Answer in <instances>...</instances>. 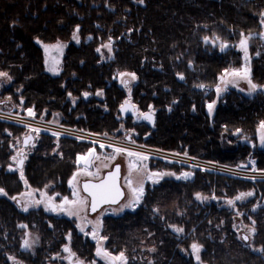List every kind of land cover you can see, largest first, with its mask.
<instances>
[{
  "label": "trees",
  "instance_id": "obj_1",
  "mask_svg": "<svg viewBox=\"0 0 264 264\" xmlns=\"http://www.w3.org/2000/svg\"><path fill=\"white\" fill-rule=\"evenodd\" d=\"M262 11L264 0H0V72L11 77L0 81V102L11 101L23 113L32 109L39 119L56 116L63 124L107 136L121 137L128 129L144 145L263 170L264 143L255 140L264 120V89L247 95L230 88L217 98L212 114L207 110L224 70L240 62L235 45L241 33L261 31ZM77 26L79 42L73 39ZM109 38L113 55L101 61L96 49ZM57 41L66 47L59 72L52 74L38 42ZM221 42L229 45L224 51ZM250 53L251 76L264 85V48L258 40ZM118 72L135 74L129 102L140 112L152 106L151 126L131 115L120 117L126 92ZM24 130L0 120V188L7 193L0 196V264H12L8 253L25 264H45L66 243L80 259L94 260V242L77 232L72 218L41 207L24 211L10 199L27 187L19 171L8 169L13 140ZM89 146L39 134L24 160V181L68 195L77 156ZM149 165L182 169L156 160ZM190 173L188 179L165 178L147 187L135 210L105 216L108 251L123 252L128 264H195L184 252L195 242L206 264H264V179ZM247 192L253 195L235 199ZM197 193L207 199L198 201ZM162 203L168 204L165 210L155 213ZM238 217L255 221L249 243L238 234ZM20 224L40 233L43 245L36 252L19 247Z\"/></svg>",
  "mask_w": 264,
  "mask_h": 264
},
{
  "label": "rangeland",
  "instance_id": "obj_2",
  "mask_svg": "<svg viewBox=\"0 0 264 264\" xmlns=\"http://www.w3.org/2000/svg\"><path fill=\"white\" fill-rule=\"evenodd\" d=\"M260 21H261V16H260ZM261 32H264V25H261V31L260 32L251 33V38L249 39V42H248V54H249L248 64H249L250 69H251L250 44L252 43L253 40H258L259 44H261L262 48H264V39H262L259 35V33H261ZM247 35H250V34H247ZM214 42H216V41H214ZM38 43L42 47V50L44 51V55H45L44 56V59H45L44 62H45V67H46L47 71L52 73V74L58 73L60 70V67H61L62 55H63L64 49L66 47V43L62 42V41H57L55 43H49V44L48 43H41V42H38ZM108 43L109 42H105L103 45L108 44ZM57 45H61L62 47H57ZM45 46H49V47L46 49ZM99 48L101 49V51L98 52L101 61H106L112 57V55H113L112 43H111V52L109 51V49L107 47H102V45ZM235 48L240 54V62L237 66L229 67L227 69H240V68H243L245 65L244 52L239 47V42L236 43ZM50 68L53 70L50 71L49 70ZM121 73L127 74L128 72H118L115 77L118 80V84L122 88H124V90L126 92V100L125 101L129 102L130 101L129 100L130 91H131L133 84L136 82V79L132 80L131 76H129V75L121 76L120 75ZM223 74H224V72H223ZM221 76L219 78L217 85H219L221 88H223L224 91L217 93V91H216L217 85L215 86L216 99H215L214 107L216 105L217 98L219 96H221L223 93H225L230 88H235V89H237V90H239L242 93L247 94V95H253L258 91L257 90L256 92L249 94V91H248L249 84L247 83V81L245 79L227 76V77H225V79L232 81V83L225 84L221 80ZM251 79H252L253 83L260 85L252 78V76H251ZM0 81L6 82L7 78L4 76H0ZM122 81H127L128 82L127 86H125V84L122 83ZM259 90H261V89H259ZM13 106L14 105L12 104L11 101L0 102V112L6 113V114L8 113V114H13V115H18V116H21L24 118L31 119V121H24L23 120V122H21V121L15 120L13 118H10L8 116H0V120L14 124L16 126H22L25 129L21 136H17L16 138H14L12 146H11V152L12 153H11V156L9 159V165L12 166L13 170H17L20 172V169L17 167V163L15 161H13L11 159V157L16 156L18 154V152H20L22 150L23 154H24V160H25L27 155L30 153V151L34 147L35 142H36L37 138L39 137V134H41V133H46V134H51V135H53V133H59L58 136H56V135H53V136H56V138L66 136V137H70L72 139H75L77 141H83V142L89 143L90 144L89 148L86 149V152L80 154L81 156L86 155L90 148L94 149V156L92 157L89 166L88 165L85 166L84 161L77 162L78 165H77V168L74 172V173H77V175H76L74 180H73V175L70 178V180H72L71 185L68 182V186L70 188V193L68 195H62L59 192H52L50 190V187H48V186L40 188V189L30 187L27 185V183H25V181L23 179L24 185L27 187H24L22 192L12 196V197H16L15 200L10 198L12 201L18 203L21 210H23L25 207H27L28 210L31 208H39V207L46 210V205H51V204L60 205L63 203V200L65 197H67L69 200H73L74 199V196H73V190L74 189L78 191L81 198H86V203L82 206L65 205V211H62V212L61 211H52V210H46V211L50 212V213L52 212L55 216L63 215V216H66L68 218H72L74 220L77 232L81 233L83 235V237H87L94 242V244H95L94 258L95 259L92 261L80 259L79 256L77 255V253H75L70 248L69 244L66 243V244H63L61 246V248L59 249V252L54 253L51 256L46 257L45 264H69V261H72V262L81 261V262H83V264H107L106 260L102 256L96 255V250H97L98 245L101 248L105 249L107 252L111 253L112 256H117V255H119V253H112V252L108 251V249L105 247V240L106 239H103V240L100 239V237H105L102 233V230L104 227V217L105 216H108V215L118 216V215H121L127 211L135 210L142 203L146 188L153 186V185H156V184H159L165 178L177 179V177L180 176L181 173L189 172V171L191 172V170H201V171H205V172H211V171L199 169L197 167L189 166V165L184 164V163H179V161H175L170 157H163V156L154 155L150 150H148V148H153V147L159 148V147L144 145V144H141V143L133 140L132 130H128V129L125 130V133H123L121 135V137L102 135V134L86 131V130L81 129V128H77V127H73L70 125L63 124L60 122L59 118L56 116L52 120H45V119L43 120V119H39V118L37 119L36 117H33V115L29 116L28 112L24 113V115H23V112H21L19 109H15ZM214 107H213L212 113L214 111ZM207 110H208V108H207ZM139 113H141V112L139 111ZM120 117H121V115H120ZM262 121H264V120H262ZM37 128L41 129V131L38 133L31 131V129H37ZM62 128H70V129H74L76 131H79V130L85 131L86 132V138H83V136L81 134H78L76 132L75 133L70 132L71 134L67 135L66 133H64V130ZM30 133L33 135V140H31L30 143H28L26 146H24L22 144L23 138H24V136H26ZM127 135L130 136V139H126ZM262 135H264V129H261L259 126L257 129V133H256V140H255L256 145L261 146L264 143L261 141ZM240 141L241 142H247L251 145L254 144V142L249 140V139H241ZM101 144L105 145V147L101 148L100 147ZM109 145H112L113 147H109ZM114 147H122V148L127 149L128 151L141 152L144 155H147L148 159L146 161H143V164L146 165V169L141 168V170H139V171L133 169L130 172L128 165L130 162L135 161V157H129V156H127L126 153L125 154H115L114 153ZM159 149L171 151L174 153L185 154L183 152H178V151H174V150H170V149H163V148H159ZM113 155H115V159H111V157ZM187 155L190 157L204 159V158L197 157V156L190 155V154H187ZM95 157H99V159H96ZM151 160L161 161V162H164L168 165L180 166V167H182V169H180L179 172H175V171L169 170V169L151 168L149 165ZM206 160H210V159H206ZM211 161H214V163H216L218 165L225 164V163H222V162H219L216 160H211ZM115 163L120 164V184L124 190V196L118 203L103 205L97 211L90 213L89 209H88L89 198L87 195L85 196V194L81 190V187H80L81 181L80 180L85 178V177H86V179H98L103 175V173L105 171L110 169L112 167V165ZM105 164L107 165V167H104ZM9 165H8V169H9ZM225 165H228L231 168H237V169L245 168V170L243 171L244 174H240V175H234L233 174V175H227V176L238 177V178H242V179H251V180L264 179V169L263 170L262 169H256L253 167L248 168V167H246V165L241 166V164L240 165L225 164ZM97 170H99V171L97 172ZM86 172H92V173H97V174L89 176V175L84 174ZM147 173H175V175L163 176L162 178L153 177L152 179H148ZM212 173H214V172H212ZM216 173H220V172H216ZM243 175H245V176H243ZM125 177H130V179L132 180V183H133V187H139V185L141 183H143V186H144V194L141 197L140 202L134 208L133 207H125L126 205L129 204L130 201L133 200V193H132L131 189L128 187L127 182L125 180ZM155 179H158V182L153 183V180H155ZM177 180H179V179H177ZM0 196H2V195H0ZM202 197H204V196H202ZM49 198H51V199H49ZM197 200L198 201H204L201 199H197ZM36 201H41V203L37 204ZM167 205L168 204H166V203H162L160 205L157 204V206L154 207V209L156 210L155 213L160 214L161 211L165 210V207H167ZM173 205L174 204L172 203L170 206L172 207ZM69 211L76 213V215H69L68 214ZM97 221H99L100 227H99L97 236L94 239L92 232H93V228L97 224ZM236 221L239 223L238 234L245 236V237H248L246 242H248V243L251 242L253 239L254 233H255V232L250 231L251 228L254 227L253 221H249L248 223H243V221H241V219L239 217L236 218ZM78 225L80 227H78ZM19 226L23 227L22 228L23 231L20 235L19 247L21 249L29 251L31 253L36 252V250L43 245L40 233L36 230L29 228L26 224H20ZM81 227H83V229H84L83 231H81ZM170 228H171V230L175 231L173 227H170ZM176 233H178V232H176ZM179 233H181V232H179ZM26 240L30 244V247H28V248H25L23 246L24 242ZM243 242H244V240H243ZM65 246H67L71 250L72 253H75V256L70 257L69 252L64 251ZM148 249L151 252L152 246L150 245L148 247ZM200 251H201V249H200ZM184 252L186 254H190L193 257L195 264H206V263L202 262L201 259L199 261H197L196 254L193 253L191 246L189 247L188 251H184ZM199 256H200V252H199ZM7 257L9 260L13 261L12 264H25L24 262L21 261V259L16 258L14 254L8 253ZM149 261H152L151 258H149ZM117 264H128L127 259H125L124 261H118Z\"/></svg>",
  "mask_w": 264,
  "mask_h": 264
},
{
  "label": "snow or ice",
  "instance_id": "obj_3",
  "mask_svg": "<svg viewBox=\"0 0 264 264\" xmlns=\"http://www.w3.org/2000/svg\"><path fill=\"white\" fill-rule=\"evenodd\" d=\"M138 2L143 3V0H138ZM260 16H261L260 23H261V25H264V11H262L260 13ZM78 31H79V26H77L76 31L73 33V39H76L77 42H79L78 36L76 34ZM259 35L262 39H264V32L259 33ZM250 38H251V34L246 36L244 33H241V39L239 41V47L244 52V60H245L244 67L240 68V69H225L224 74L221 76V80L225 84L232 83V81L225 79V77H227V76L245 79L247 81V83L249 84V89H248L249 94L254 93L259 89H264V85H257L255 83H253V81L251 79V69H250L249 64H248V62H249L248 42H249ZM216 39L219 40V37H216ZM204 40H205V42H208L209 37L205 36ZM219 46H220L221 51H224L227 47H229V45L226 42H221ZM48 47L49 46H45L46 49ZM57 47H62V46L57 45ZM102 47H107L109 49V51L111 52V38H109V43L102 45ZM96 51L100 52L101 49L97 48ZM257 55H259V52L257 53ZM49 70L52 71L53 69L50 68ZM120 75L121 76L129 75V76H131L132 80L136 79V76L134 73H127V74L121 73ZM0 76L8 77V74L5 72H0ZM180 78L183 79V76L180 75ZM8 79L10 80L11 77H8ZM122 83H124L125 86H127L128 82L122 81ZM198 87L204 88L205 86L201 84V85H198ZM216 91H217V93H220V92L224 91V89L221 88L219 85H217ZM97 94L99 95L101 93L98 92ZM69 95H71V94H69ZM84 95L87 96L88 93H84ZM173 103H175V101H173ZM214 104H215V101H213L212 103H210L208 105L209 114L212 113ZM123 107L124 106L122 105V108ZM149 109H150L149 113H142L141 116L144 119L152 120V115H151L152 106L151 105L149 106ZM27 112H28L29 116L34 115L32 109H28ZM260 128L264 129V121H261ZM31 131L38 133L41 131V129H38V128L37 129H31ZM236 131H237V133H239L241 130L237 129ZM53 135L58 136L59 133H53ZM31 140H32L31 136H25L24 143L28 144L31 142ZM261 141L264 142V135L261 136ZM100 147L103 148V147H105V145L101 144ZM109 147H113V146L109 145ZM114 153L115 154H125L126 153L127 156H129V157H135V161L130 162L128 165L130 172L133 169H135L137 171L141 170V168L146 169V165L143 164V161H146L148 159L147 155H144L141 152L128 151L127 149L122 148V147H114ZM185 155H187V153H185ZM93 156H94V149L90 148L86 155H83V156L78 155L77 156V162L84 161L85 165L87 166L90 163L89 158H91ZM95 158L99 159V157H95ZM11 159L17 163L18 167L20 168V178L24 179L23 170H22V167L24 164L23 151L21 150L20 152H18V154L16 156L11 157ZM111 159H115V155H113L111 157ZM252 163L254 164V162H252ZM104 167H107V165L105 164ZM9 170L10 171L13 170L11 165H9ZM98 171L99 170H97V172ZM119 171H120V166L116 165L115 170L109 172L108 175L105 176L100 181V183H96V184H93L90 182L84 183V185H83L84 192L87 193L92 198L91 199L92 211H95L99 204L115 203L116 200L120 196L123 195L121 189L116 184V178L119 174ZM84 174L92 176V175H96L97 173L86 172ZM76 175H77V173L73 174V180L75 179ZM171 175H175V173H147V178L148 179H152L153 177L162 178L163 176H171ZM191 175H192V173H190V172H184V173H181V175L178 176L177 179H181V178L188 179L191 177ZM125 180L127 182L128 187L131 189V191L133 193V200L130 201L129 204L126 205L125 207H133L134 208L140 202V199L144 194V186H143V183H141L139 185V187H133V183H132V180L130 179V177H125ZM156 182H158V179L153 180V183H156ZM25 183H27V181H25ZM69 183L71 185L72 180H70ZM0 195H7V193L5 192V190L3 188H0ZM251 195H253L252 192L240 193L237 197H235V199L240 200L246 196H251ZM73 196H74L73 200H69L67 197H65L63 200V203L60 205H54V204L46 205V210L61 211L62 212V211H65V205L82 206L86 203V198H81L78 191L75 189L73 190ZM196 198L201 199V200L207 199V197H202L201 194H199V193L196 194ZM11 199L15 200L16 197H11ZM49 199H51V198H49ZM36 203L39 204V203H41V201H36ZM227 203L229 205H231V204H233V200H228ZM23 210L27 211L28 209H27V207H25ZM154 211H156V210L154 209ZM253 211H255V207H254ZM68 214L69 215H76V213L71 212V211H69ZM253 224H255V221H253ZM78 227H80V226L78 225ZM99 227H100V224H99V221H97V224L93 228V232H92L94 239L97 236ZM171 227H173L174 230L178 233L183 231L182 228H178L175 226H171ZM83 230H84L83 227H81V231H83ZM250 231L255 232V228L254 227L251 228ZM100 239L103 240V239H107V238L106 237H100ZM243 239L247 240L248 237H243ZM23 246L25 248H28V247H30V244L26 240L24 242ZM191 248H192L193 253L196 254L197 261H199L200 260L199 252H200L201 246L196 244V243H193L191 245ZM151 250L154 251V249H151ZM64 251L69 252L70 257L75 256V253H72L71 250L67 246H65ZM96 255L102 256L106 260L107 264H117L118 261H124L126 259L123 252L119 253V255H117V256H112L111 253L107 252L105 249L101 248L99 245H98L97 250H96ZM77 264H83V262L77 261Z\"/></svg>",
  "mask_w": 264,
  "mask_h": 264
},
{
  "label": "built area",
  "instance_id": "obj_4",
  "mask_svg": "<svg viewBox=\"0 0 264 264\" xmlns=\"http://www.w3.org/2000/svg\"><path fill=\"white\" fill-rule=\"evenodd\" d=\"M0 116H8L10 118H13L15 120L21 121H31V119L29 118H24L18 115H13V114H6L3 112H0ZM43 124V123H42ZM44 125V124H43ZM45 126V125H44ZM64 130V133H66L67 135H70V132H76L78 134H81L83 136V138H86V132L85 131H76L74 129H70V128H62ZM148 150H150L154 155L156 156H163V157H170L175 161H179V163H184L187 164L189 166H193V167H197L199 169H203L206 171H211V172H220L222 174H227V175H240V174H244V170L245 169H237V168H231L228 165L225 164H221L218 165L216 163H214V161L211 160H206V159H200V158H195V157H190L188 155L185 154H180V153H174L171 151H166V150H162L159 148H148ZM245 176V175H243Z\"/></svg>",
  "mask_w": 264,
  "mask_h": 264
},
{
  "label": "water",
  "instance_id": "obj_5",
  "mask_svg": "<svg viewBox=\"0 0 264 264\" xmlns=\"http://www.w3.org/2000/svg\"><path fill=\"white\" fill-rule=\"evenodd\" d=\"M122 105L124 106L123 108H122ZM122 105H121L120 108H119V112H120V115H121L122 118H125V117L128 116V115H131V116H133L134 119H135L136 121H138V122H145V123H147V124L150 125V126L153 124V122H154V112H151L152 120H147V119H144V118L141 116L142 113L138 114V110L136 109V107H135L131 102H124ZM143 113H149V111H146V112H143ZM27 136H31V137H32V135H30V134L27 135ZM24 138H25V136H24ZM24 138H23V145L26 146L27 144L24 143ZM129 138H130V136L127 135V136H126V139H129ZM89 159H90V162H91L92 157L89 158ZM89 165H90V163L88 164V166H89ZM116 165H119V166H120L119 163L114 164L113 167H112V169L106 171V172L103 174V176H102L101 178H99V179H86V180H82V181H81V188H82V190L84 191V189H83V185H84V183H86V182H90V183H93V184L100 183V181H101L105 176H107L109 172L115 170ZM17 166H18V165H17ZM241 166H245V164L242 163ZM116 184H117V186L121 189L123 195L120 196V197L116 200L115 203H102V204H99V205L97 206V208H96L95 211H97V210H98L99 208H101L103 205H106V204H116V203H118V202L123 198V196H124V190H123V188H122V186H121V184H120V171H119V174H118V176H117V178H116ZM86 195H87L88 198H89V205H88L89 212H90V213H93V212H95V211H92V206H91V199H92V198H91V196H89L87 193H86ZM243 237H245V236H243Z\"/></svg>",
  "mask_w": 264,
  "mask_h": 264
},
{
  "label": "flooded vegetation",
  "instance_id": "obj_6",
  "mask_svg": "<svg viewBox=\"0 0 264 264\" xmlns=\"http://www.w3.org/2000/svg\"><path fill=\"white\" fill-rule=\"evenodd\" d=\"M113 165H114V164H113ZM113 165H112V167H113ZM85 166H86V165H85ZM112 167H111L110 169H112ZM110 169H108V170H110ZM108 170H107V171H108ZM105 172H106V171H105ZM105 172H104V173H105ZM104 173H103V174H104ZM102 176H103V175H102ZM102 176H101V177H102ZM101 177H100V178H101ZM98 179H99V178H98ZM82 180H86V177L83 178V179H81L80 181H82ZM80 187H81V182H80ZM81 190H82V188H81ZM82 191H83V190H82ZM83 193H84L85 196H86V193H85L84 191H83ZM69 264H77V262L69 261Z\"/></svg>",
  "mask_w": 264,
  "mask_h": 264
},
{
  "label": "bare ground",
  "instance_id": "obj_7",
  "mask_svg": "<svg viewBox=\"0 0 264 264\" xmlns=\"http://www.w3.org/2000/svg\"><path fill=\"white\" fill-rule=\"evenodd\" d=\"M43 53H44V51H43ZM45 56V55H44ZM23 115H24V113H23ZM27 115V114H26ZM38 119V118H37ZM44 122V121H43Z\"/></svg>",
  "mask_w": 264,
  "mask_h": 264
}]
</instances>
